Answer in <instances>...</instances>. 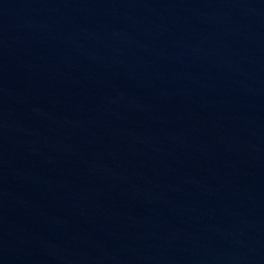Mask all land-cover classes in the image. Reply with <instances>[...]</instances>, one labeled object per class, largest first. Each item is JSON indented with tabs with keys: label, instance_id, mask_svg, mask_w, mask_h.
Returning a JSON list of instances; mask_svg holds the SVG:
<instances>
[{
	"label": "water",
	"instance_id": "water-1",
	"mask_svg": "<svg viewBox=\"0 0 264 264\" xmlns=\"http://www.w3.org/2000/svg\"><path fill=\"white\" fill-rule=\"evenodd\" d=\"M0 264H264V0H0Z\"/></svg>",
	"mask_w": 264,
	"mask_h": 264
}]
</instances>
